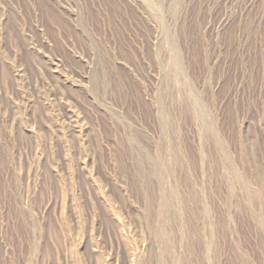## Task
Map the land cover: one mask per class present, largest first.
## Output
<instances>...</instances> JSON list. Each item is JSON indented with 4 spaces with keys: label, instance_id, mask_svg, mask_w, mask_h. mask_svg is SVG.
I'll list each match as a JSON object with an SVG mask.
<instances>
[{
    "label": "rangeland",
    "instance_id": "1",
    "mask_svg": "<svg viewBox=\"0 0 264 264\" xmlns=\"http://www.w3.org/2000/svg\"><path fill=\"white\" fill-rule=\"evenodd\" d=\"M0 264H264V0H0Z\"/></svg>",
    "mask_w": 264,
    "mask_h": 264
}]
</instances>
